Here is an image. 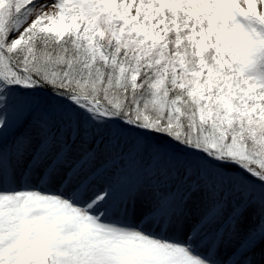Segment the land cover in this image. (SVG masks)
<instances>
[{"label":"snow or ice","instance_id":"6c2138e0","mask_svg":"<svg viewBox=\"0 0 264 264\" xmlns=\"http://www.w3.org/2000/svg\"><path fill=\"white\" fill-rule=\"evenodd\" d=\"M0 264H264V0H0Z\"/></svg>","mask_w":264,"mask_h":264}]
</instances>
